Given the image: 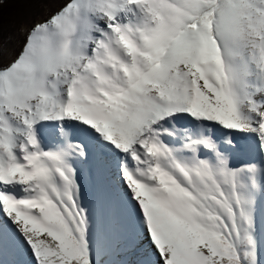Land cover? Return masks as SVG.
Listing matches in <instances>:
<instances>
[{"label": "snow or ice", "instance_id": "snow-or-ice-1", "mask_svg": "<svg viewBox=\"0 0 264 264\" xmlns=\"http://www.w3.org/2000/svg\"><path fill=\"white\" fill-rule=\"evenodd\" d=\"M0 264H264V0H0Z\"/></svg>", "mask_w": 264, "mask_h": 264}, {"label": "trees", "instance_id": "trees-1", "mask_svg": "<svg viewBox=\"0 0 264 264\" xmlns=\"http://www.w3.org/2000/svg\"><path fill=\"white\" fill-rule=\"evenodd\" d=\"M39 12V9L28 5L6 4L3 9V41L5 42L6 39H9L13 45L14 40L17 39V44L15 43L13 49H18L19 40L16 34H13L16 32V26L26 15Z\"/></svg>", "mask_w": 264, "mask_h": 264}, {"label": "rangeland", "instance_id": "rangeland-1", "mask_svg": "<svg viewBox=\"0 0 264 264\" xmlns=\"http://www.w3.org/2000/svg\"><path fill=\"white\" fill-rule=\"evenodd\" d=\"M13 34H16V32H14ZM16 41H17V39L14 40V44L12 45L11 41H9V39H6L5 43H6L8 46H10V47L13 48V46H14L15 43H16ZM16 44H17V43H16ZM16 46H17V45H16Z\"/></svg>", "mask_w": 264, "mask_h": 264}]
</instances>
